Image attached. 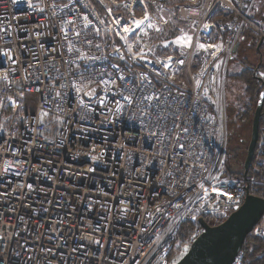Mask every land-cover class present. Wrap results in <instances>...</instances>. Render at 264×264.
Listing matches in <instances>:
<instances>
[{
	"label": "built area",
	"instance_id": "obj_1",
	"mask_svg": "<svg viewBox=\"0 0 264 264\" xmlns=\"http://www.w3.org/2000/svg\"><path fill=\"white\" fill-rule=\"evenodd\" d=\"M256 1L0 0V264H176L204 231L199 218L215 226L243 205L246 181L221 173L214 109L244 29L264 45ZM145 10L160 31L122 40L117 21ZM184 34L191 48L172 43ZM197 41L223 49L214 58ZM129 45L153 63L131 60ZM169 56L166 69L158 61ZM142 73L155 85L144 91L167 98L166 121L142 117V105L120 95L139 96ZM216 178L238 206L203 198L200 185ZM184 224L191 229L177 240ZM260 232L258 224L252 234L264 241Z\"/></svg>",
	"mask_w": 264,
	"mask_h": 264
},
{
	"label": "trees",
	"instance_id": "obj_2",
	"mask_svg": "<svg viewBox=\"0 0 264 264\" xmlns=\"http://www.w3.org/2000/svg\"><path fill=\"white\" fill-rule=\"evenodd\" d=\"M255 10H259L258 2L256 8L254 7V11ZM241 40L236 59L234 60V62L237 61L240 65L242 64V66H240L241 70L231 78L243 85L242 97L243 100L244 98L246 99V107L244 110L240 109L233 115H229L233 121H236L235 124L238 123V120L248 124V122H251L252 120L251 118L253 117L254 107L258 96L261 91H264V78L257 75L258 72L264 71V45L262 44L259 49L257 48L259 37L255 31L249 27L244 29L241 35ZM35 98L36 96L34 94H28L26 96L25 103L27 109H32ZM233 127H235V125H233ZM244 154L241 153V150L236 149L235 162H237L240 157H243ZM234 178L246 180L249 185V193L264 199V106L259 121L258 142L247 176L244 178L243 171L240 176ZM203 218L210 223L208 217ZM190 229L191 226L189 224L181 226L177 234V240L184 239L188 235ZM237 263L264 264V241L256 238L252 233L248 235L235 264Z\"/></svg>",
	"mask_w": 264,
	"mask_h": 264
},
{
	"label": "water",
	"instance_id": "obj_3",
	"mask_svg": "<svg viewBox=\"0 0 264 264\" xmlns=\"http://www.w3.org/2000/svg\"><path fill=\"white\" fill-rule=\"evenodd\" d=\"M262 45L259 39L258 49ZM264 106L261 91L251 122L250 140L243 163L244 178L251 166L259 137V121ZM246 181V180H245ZM247 183V181H246ZM243 205L218 225H209L204 218L198 224L204 230L191 244L187 253L176 264H235L248 235L264 216V199L251 195L247 183Z\"/></svg>",
	"mask_w": 264,
	"mask_h": 264
},
{
	"label": "snow or ice",
	"instance_id": "obj_4",
	"mask_svg": "<svg viewBox=\"0 0 264 264\" xmlns=\"http://www.w3.org/2000/svg\"><path fill=\"white\" fill-rule=\"evenodd\" d=\"M233 2V0H229V3L231 4ZM238 2V0H237ZM30 7H33L34 5H29ZM244 7H247V5H244ZM160 10L163 11L162 6H160ZM161 20H164V17L161 16L160 17ZM167 21H165L166 23ZM117 25L119 26V28L123 31V33H125V35L121 36L122 40L127 41L128 39V35L132 34V33H136L137 30H142L144 27L147 28H156V25L152 22V18L150 16V14L147 12V10L144 11V15L142 19L136 20L133 19L131 21H126L124 25H120L119 21H117ZM209 25L205 24L204 25V30L208 31L209 30ZM157 31H160L159 28H156ZM0 31H5L7 32V29H0ZM118 36L120 35V31H118L116 33ZM210 34V33H209ZM76 35H79V33H76ZM145 35H147V33H145ZM2 38V37H0ZM174 44H177L179 46H181L182 48H191L192 47V37L188 36L187 34H184L182 36H178L176 41L172 42ZM97 47H99V45H97ZM164 47H168L167 44L164 45ZM196 48L197 51H204L205 53H207L209 56H212L214 58H216V54L221 52L223 49V45L222 44H205V43H200L199 41H197L196 44ZM210 48L215 49L214 52H209L208 50ZM117 54H119L120 49L117 48L116 49ZM127 52L130 55L131 60L136 61V60H141V61H145L148 64H152L153 61L147 59L148 53L144 52L142 49H138L136 53H133L132 47L131 45H129L127 47ZM184 52H181V55H184ZM2 55L5 57H8V59H12L11 57V52L10 50H5L2 52ZM120 59H124V56L121 55L119 57ZM172 60V57L169 56L168 57V61H164V60H159L158 62L162 65V67L164 68H170L171 67V63L170 61ZM180 64H183L184 61L180 60L179 61ZM205 68L207 66V60H205ZM214 67H217L218 64H214ZM114 68L119 69V65H113ZM205 68L201 69V74L203 73V71L205 70ZM157 76H163L164 74L162 72L157 71L156 72ZM258 75L262 78H264V71H260L258 73ZM117 79L119 80H124L125 77L120 74L117 76ZM146 88H151L154 89L155 85L152 83V80L149 79V77L147 76V74L142 73L141 74V85H140V94L139 96L136 95L135 91L129 90V89H124L120 95L122 96V99L124 101L127 102L128 105H132L134 103H137L139 105H142L141 108V112H142V117L143 116H147L149 119H151L152 116H156L158 120H167V116L165 115V108L161 107V104H167V98L165 97V99L162 101L161 100V94L157 93L156 91H151V92H145L144 89ZM165 88L171 92V88L168 85H165ZM124 92H128L127 95H124ZM87 95H91L93 93H86ZM13 103H15V101H13ZM116 104L118 106L119 110V104L120 101L117 100ZM183 131H187V129H183ZM161 135H163V133H161ZM93 160L97 159L96 156L92 157ZM7 171V169L5 170ZM217 179V183L216 184H210L207 188H205V186L203 184L200 185V187L203 189L204 191V199H220L222 200L224 203H229V206H231L232 204H235L236 206L239 205V200L236 198V196L234 195L235 189L231 188V187H226V185L228 184L227 181H220L218 178ZM211 192H216L218 193V196H211ZM259 234L264 235V231H261ZM0 239H2V237H0ZM186 251V250H185ZM29 259H31V257H29ZM175 264V262H174Z\"/></svg>",
	"mask_w": 264,
	"mask_h": 264
},
{
	"label": "rangeland",
	"instance_id": "obj_5",
	"mask_svg": "<svg viewBox=\"0 0 264 264\" xmlns=\"http://www.w3.org/2000/svg\"><path fill=\"white\" fill-rule=\"evenodd\" d=\"M257 2L259 5V11L262 17H264L263 16L264 0H257L256 5ZM240 66H242V64L240 65V63L237 61L236 62L232 61L228 63L223 81L220 82L218 88L217 100L214 109V112L217 113L216 118L222 124V143L224 144V148H223V167L221 173L224 178H231V179L240 176L244 171L243 163L245 161L247 146L250 140L251 122H252L251 120V122L245 124V122H242L237 119L238 123L235 124L236 121H233L230 118L231 117L230 115H233L237 110L238 111L240 109L244 110V108L246 107L245 106L246 99L244 98L245 100L244 102L242 97L243 85L239 84L238 82L234 81L231 78L233 75H236L238 72H240L241 70ZM233 125H235V127H233ZM236 149L241 150V153L243 154L245 151L244 156L240 157V159L237 162H235ZM259 229H261V231H264V220L259 223Z\"/></svg>",
	"mask_w": 264,
	"mask_h": 264
},
{
	"label": "crops",
	"instance_id": "obj_6",
	"mask_svg": "<svg viewBox=\"0 0 264 264\" xmlns=\"http://www.w3.org/2000/svg\"><path fill=\"white\" fill-rule=\"evenodd\" d=\"M255 7H256V4H255ZM256 11H257V13H256ZM263 16H264V14H263ZM251 17L253 18L254 22L257 23L258 25H260V26L264 25V17H262V15H261L259 10L253 11L251 13ZM246 28H248V27H246ZM242 40H243V38H242ZM242 40L240 39V43H241Z\"/></svg>",
	"mask_w": 264,
	"mask_h": 264
}]
</instances>
